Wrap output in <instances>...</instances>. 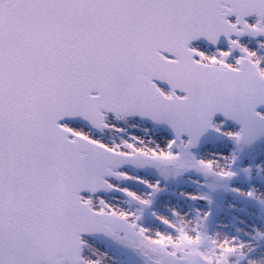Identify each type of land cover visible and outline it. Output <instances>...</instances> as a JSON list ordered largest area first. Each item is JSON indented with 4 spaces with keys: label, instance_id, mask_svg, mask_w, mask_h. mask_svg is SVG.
Instances as JSON below:
<instances>
[{
    "label": "snow or ice",
    "instance_id": "obj_1",
    "mask_svg": "<svg viewBox=\"0 0 264 264\" xmlns=\"http://www.w3.org/2000/svg\"><path fill=\"white\" fill-rule=\"evenodd\" d=\"M0 264H264V0H0Z\"/></svg>",
    "mask_w": 264,
    "mask_h": 264
}]
</instances>
